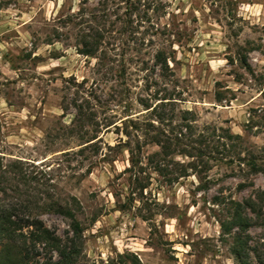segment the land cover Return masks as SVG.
Wrapping results in <instances>:
<instances>
[{
  "label": "rangeland",
  "instance_id": "1",
  "mask_svg": "<svg viewBox=\"0 0 264 264\" xmlns=\"http://www.w3.org/2000/svg\"><path fill=\"white\" fill-rule=\"evenodd\" d=\"M129 4L0 0V157L33 163L50 179L48 192L72 205L84 229L80 264H106L126 252L141 264H236L220 223L229 219L232 201L254 198L261 210L259 217L246 211L248 231L264 248L262 173L248 174L209 150L202 158L207 169L198 163L168 184L178 174L174 163L185 165L189 157L174 154L167 175H159L146 160L159 147L143 144V136L148 186L140 195L125 171L128 148L108 147L135 146L129 119L140 129L152 123L168 131L188 109L196 135L228 128L255 152L264 148V0ZM97 32L99 47L84 55L81 35ZM158 52L167 57L164 71ZM144 105L172 119L160 123ZM17 195L0 191L3 199ZM41 219L61 239L70 235L67 218Z\"/></svg>",
  "mask_w": 264,
  "mask_h": 264
},
{
  "label": "trees",
  "instance_id": "2",
  "mask_svg": "<svg viewBox=\"0 0 264 264\" xmlns=\"http://www.w3.org/2000/svg\"><path fill=\"white\" fill-rule=\"evenodd\" d=\"M129 3L131 0H125L127 7L131 6ZM81 36L80 42L83 46L81 52L84 55H93L100 44V33L97 32L95 35L84 33ZM155 58L156 65L162 71L168 68L164 53H156ZM217 100L221 99L218 97ZM144 106H146L145 109L152 107V105ZM157 109L155 105L149 111L156 116L158 122L164 123L165 120L172 119L167 115H161ZM78 112V118L84 116L82 108H79ZM193 114L192 110H183L178 123L171 125L168 131L152 123L140 129L136 120L129 119L128 126L135 129L133 134L135 146L131 147L128 143L126 145L117 143L112 147L108 145V148L116 147L118 150L119 148L121 150L123 146L128 148L129 166L125 168V171L132 173L131 182L134 191L138 190L142 195L143 189L148 186V183L144 181V167L141 165L142 143L140 144L139 137L143 136V144L159 147L158 151L146 156L147 164H150L159 175H167L165 172L168 170V164L173 162L174 154L189 157L190 161L185 165L183 162L174 163L178 165L175 169L178 170V174L168 177L166 179L168 184H172L179 177L188 175L187 169H196L198 163L202 164L200 168H208V161L205 163L202 158L209 150L221 154L217 160L227 158L225 162L228 164L236 163L246 166L248 174L262 173L264 175V165L259 163L263 160L260 153H264V148L259 149L260 153L255 152L241 135L230 132L228 128L218 127L222 135L215 134V127L196 135ZM248 122L250 123L251 119ZM138 132L141 134L136 135ZM124 133L131 134L126 129ZM214 137H217L216 141L219 145L216 143L213 145ZM221 138L222 142L219 141ZM89 144L92 143L87 145ZM3 160L4 158L0 157V191L6 194L7 189L13 190L18 194V198H0V264H80L84 229L72 205L66 199L55 198L52 192H48L51 186L50 179L46 178V173L43 174L42 170L37 171L33 163L28 164L26 163L28 161L22 159L8 162ZM244 184L240 183V186H245ZM259 194L261 199L264 189H260ZM73 203L78 205L76 198H73ZM231 208L229 219L222 221L220 228L223 235L231 236L230 252L236 264H264L263 244L254 241L248 231L251 222L246 211L256 212L255 199L250 197L243 202L232 201ZM259 210H261L260 207L256 212L258 217ZM45 213H56L69 220L70 235H67L66 239H61L44 224L41 214ZM106 264H141V262L137 254L126 252L118 254L116 260L110 259Z\"/></svg>",
  "mask_w": 264,
  "mask_h": 264
}]
</instances>
